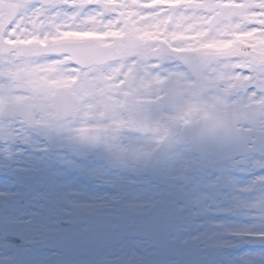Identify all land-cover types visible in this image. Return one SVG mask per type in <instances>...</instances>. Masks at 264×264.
I'll return each mask as SVG.
<instances>
[{
  "label": "snow or ice",
  "instance_id": "6c2138e0",
  "mask_svg": "<svg viewBox=\"0 0 264 264\" xmlns=\"http://www.w3.org/2000/svg\"><path fill=\"white\" fill-rule=\"evenodd\" d=\"M256 170L264 0H0V264H264Z\"/></svg>",
  "mask_w": 264,
  "mask_h": 264
},
{
  "label": "rangeland",
  "instance_id": "374dc122",
  "mask_svg": "<svg viewBox=\"0 0 264 264\" xmlns=\"http://www.w3.org/2000/svg\"><path fill=\"white\" fill-rule=\"evenodd\" d=\"M251 174V175H258V176H260V175H264V170H256L255 172H248V173H244V174H240V173H237L236 175L237 176H241V177H245L246 175H248V174ZM68 179L71 181V183H70V187L72 188V189H76L77 188V178L74 176V174H70V176L68 177ZM247 184H241V187H243V186H246ZM92 186L95 188V190L97 191V192H104V191H101V190H99L98 189V186H96V185H94V184H92ZM260 194V192H258V194L257 195H259Z\"/></svg>",
  "mask_w": 264,
  "mask_h": 264
},
{
  "label": "flooded vegetation",
  "instance_id": "af4514ba",
  "mask_svg": "<svg viewBox=\"0 0 264 264\" xmlns=\"http://www.w3.org/2000/svg\"><path fill=\"white\" fill-rule=\"evenodd\" d=\"M256 178L257 177H246V178H244V182H251V181H254ZM240 180H242V179H240ZM257 192H258V190L255 192V195H257ZM218 219H219V217H218Z\"/></svg>",
  "mask_w": 264,
  "mask_h": 264
}]
</instances>
